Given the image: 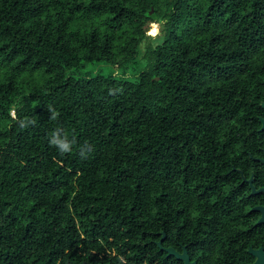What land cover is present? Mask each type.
I'll use <instances>...</instances> for the list:
<instances>
[{"label":"trees","instance_id":"1","mask_svg":"<svg viewBox=\"0 0 264 264\" xmlns=\"http://www.w3.org/2000/svg\"><path fill=\"white\" fill-rule=\"evenodd\" d=\"M88 64L120 72L68 75ZM261 104L264 0H0V264H184L163 232L196 264H249L263 233L233 168ZM57 127L87 159L48 146Z\"/></svg>","mask_w":264,"mask_h":264},{"label":"flooded vegetation","instance_id":"2","mask_svg":"<svg viewBox=\"0 0 264 264\" xmlns=\"http://www.w3.org/2000/svg\"><path fill=\"white\" fill-rule=\"evenodd\" d=\"M261 121L264 122V119H259L258 129L263 133L262 141L257 144L252 153L248 152V159L239 168H233V170L239 174V186H242L244 192L247 193L249 215L246 231L247 233H263L261 244L256 248L248 247V251L262 248L264 253V129L261 130ZM250 256L253 260L249 264L255 260L252 255Z\"/></svg>","mask_w":264,"mask_h":264},{"label":"clouds","instance_id":"3","mask_svg":"<svg viewBox=\"0 0 264 264\" xmlns=\"http://www.w3.org/2000/svg\"><path fill=\"white\" fill-rule=\"evenodd\" d=\"M47 112L50 114V120L56 121L60 117V112L53 107H48ZM36 122L37 121L35 119L27 117L17 118L18 127L22 130L34 126ZM47 142L48 146L55 148L60 156L70 154L73 149L76 148L79 156L82 159H87L89 154L94 150L93 146L87 142L77 147V140L75 136L73 135L70 138L68 132L62 127H57L52 130L47 136Z\"/></svg>","mask_w":264,"mask_h":264},{"label":"rangeland","instance_id":"4","mask_svg":"<svg viewBox=\"0 0 264 264\" xmlns=\"http://www.w3.org/2000/svg\"><path fill=\"white\" fill-rule=\"evenodd\" d=\"M146 35L154 38L155 40H158L160 36V25L157 23H151L148 25ZM146 43H143L140 48V55L138 56V59L140 63L135 66H131L127 70L126 77L130 79H135L136 76L140 72H142L145 69V63H143L142 57L145 54V49H146ZM102 73V74H115L117 72H120L119 69L113 67V66H108V65H85L81 70L76 71V72H70L68 75L73 76L75 78H81L84 77L86 74L88 75H93L94 73Z\"/></svg>","mask_w":264,"mask_h":264},{"label":"water","instance_id":"5","mask_svg":"<svg viewBox=\"0 0 264 264\" xmlns=\"http://www.w3.org/2000/svg\"><path fill=\"white\" fill-rule=\"evenodd\" d=\"M261 108L264 110V104L261 105ZM261 130L264 129V122L261 121ZM165 238V234L164 232L162 233V237L161 239L157 242V246L159 247L160 250L164 251L167 256L169 257H174L179 261H182L184 264H196V262L194 260H190L188 257V253L186 251L185 248H183L182 252H177L175 249L173 248H164L162 247V242ZM249 254L252 255L255 260L253 263L251 264H264V253L262 248L258 249V250H252L250 249Z\"/></svg>","mask_w":264,"mask_h":264},{"label":"built area","instance_id":"6","mask_svg":"<svg viewBox=\"0 0 264 264\" xmlns=\"http://www.w3.org/2000/svg\"><path fill=\"white\" fill-rule=\"evenodd\" d=\"M13 115V114H12Z\"/></svg>","mask_w":264,"mask_h":264}]
</instances>
